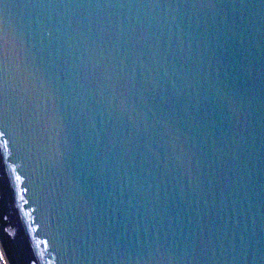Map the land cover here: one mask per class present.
Returning <instances> with one entry per match:
<instances>
[{"label": "water", "instance_id": "water-1", "mask_svg": "<svg viewBox=\"0 0 264 264\" xmlns=\"http://www.w3.org/2000/svg\"><path fill=\"white\" fill-rule=\"evenodd\" d=\"M4 264H264V0H0Z\"/></svg>", "mask_w": 264, "mask_h": 264}, {"label": "rangeland", "instance_id": "rangeland-1", "mask_svg": "<svg viewBox=\"0 0 264 264\" xmlns=\"http://www.w3.org/2000/svg\"><path fill=\"white\" fill-rule=\"evenodd\" d=\"M0 264H4L1 256H0Z\"/></svg>", "mask_w": 264, "mask_h": 264}]
</instances>
